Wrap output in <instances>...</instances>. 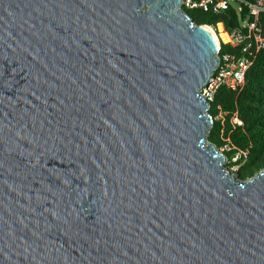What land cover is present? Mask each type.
Segmentation results:
<instances>
[{
  "label": "water",
  "instance_id": "water-1",
  "mask_svg": "<svg viewBox=\"0 0 264 264\" xmlns=\"http://www.w3.org/2000/svg\"><path fill=\"white\" fill-rule=\"evenodd\" d=\"M183 0H0V264H264V170L229 174Z\"/></svg>",
  "mask_w": 264,
  "mask_h": 264
},
{
  "label": "built area",
  "instance_id": "built-area-1",
  "mask_svg": "<svg viewBox=\"0 0 264 264\" xmlns=\"http://www.w3.org/2000/svg\"><path fill=\"white\" fill-rule=\"evenodd\" d=\"M182 5L186 12L199 10L215 15L235 9L241 22L231 30H227L222 22L229 40L220 42L219 63L212 80L201 89V93L211 104L223 89L240 92L246 85L248 71L264 50V0H183ZM234 123L243 124L238 113L234 116ZM226 169L232 174L229 168Z\"/></svg>",
  "mask_w": 264,
  "mask_h": 264
},
{
  "label": "trees",
  "instance_id": "trees-1",
  "mask_svg": "<svg viewBox=\"0 0 264 264\" xmlns=\"http://www.w3.org/2000/svg\"><path fill=\"white\" fill-rule=\"evenodd\" d=\"M187 13L197 23L205 22L209 25L216 22H223L227 30H231L240 23L238 14L234 8L215 15L211 12ZM230 15V19L228 18ZM264 24V15L262 16ZM246 85L240 92L231 90H221L215 101L211 103L210 112L216 111V103L221 102L225 109L235 110L236 107L241 117L245 120L246 127L235 129L232 135V141L240 148H247L254 144L251 149V159L247 167L254 164L257 157L264 151V50L259 54L256 62L250 68L246 77ZM219 134V129L213 127L211 139H215Z\"/></svg>",
  "mask_w": 264,
  "mask_h": 264
},
{
  "label": "rangeland",
  "instance_id": "rangeland-1",
  "mask_svg": "<svg viewBox=\"0 0 264 264\" xmlns=\"http://www.w3.org/2000/svg\"><path fill=\"white\" fill-rule=\"evenodd\" d=\"M190 12L196 13L201 11L190 10ZM219 23L221 22H216L215 24L211 25L205 22L198 24H206L208 26H211L220 36L221 25H219ZM236 113H238L240 120H242L243 122V124L240 126L234 123V116ZM210 114L214 120L213 127L219 129V134L216 135L215 139H211L213 130L212 128L209 134V141L214 143L217 146L218 150L225 156V168H229L230 172H232V174H234L241 181H245L248 178H252L256 174L262 172L264 170V151L257 157L252 166L247 167L251 159L250 148L254 146V144H250L249 147L243 149L232 141V135L235 129L241 128L242 131H244L246 127L245 120L241 117L237 107L235 110L231 111L225 109L223 104L219 102L216 103V111H214L213 113L210 112Z\"/></svg>",
  "mask_w": 264,
  "mask_h": 264
},
{
  "label": "bare ground",
  "instance_id": "bare-ground-1",
  "mask_svg": "<svg viewBox=\"0 0 264 264\" xmlns=\"http://www.w3.org/2000/svg\"><path fill=\"white\" fill-rule=\"evenodd\" d=\"M219 25H221V31H220V36L217 34V32L211 27L209 26V28L211 29V31L214 33L217 41L220 43L221 41L227 42L229 39L228 34L224 31V27L222 23H219Z\"/></svg>",
  "mask_w": 264,
  "mask_h": 264
}]
</instances>
